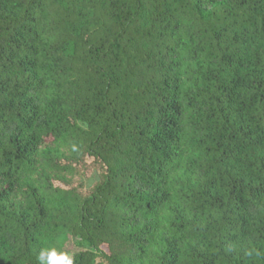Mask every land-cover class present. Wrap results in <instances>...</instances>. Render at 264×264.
<instances>
[{
    "label": "trees",
    "instance_id": "16d2710c",
    "mask_svg": "<svg viewBox=\"0 0 264 264\" xmlns=\"http://www.w3.org/2000/svg\"><path fill=\"white\" fill-rule=\"evenodd\" d=\"M47 248L264 264V0H0V264Z\"/></svg>",
    "mask_w": 264,
    "mask_h": 264
},
{
    "label": "clouds",
    "instance_id": "9594fccd",
    "mask_svg": "<svg viewBox=\"0 0 264 264\" xmlns=\"http://www.w3.org/2000/svg\"><path fill=\"white\" fill-rule=\"evenodd\" d=\"M37 261L38 264H76L72 255L56 248L41 249Z\"/></svg>",
    "mask_w": 264,
    "mask_h": 264
},
{
    "label": "rangeland",
    "instance_id": "374dc122",
    "mask_svg": "<svg viewBox=\"0 0 264 264\" xmlns=\"http://www.w3.org/2000/svg\"><path fill=\"white\" fill-rule=\"evenodd\" d=\"M65 245H66V249H71L73 247L72 246V241H70V240L67 241Z\"/></svg>",
    "mask_w": 264,
    "mask_h": 264
}]
</instances>
